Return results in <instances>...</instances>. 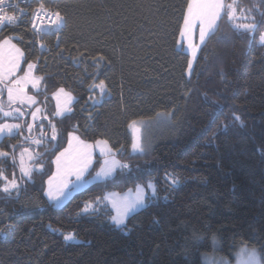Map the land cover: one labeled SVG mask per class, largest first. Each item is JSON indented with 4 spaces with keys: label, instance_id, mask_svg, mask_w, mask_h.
Returning <instances> with one entry per match:
<instances>
[{
    "label": "trees",
    "instance_id": "16d2710c",
    "mask_svg": "<svg viewBox=\"0 0 264 264\" xmlns=\"http://www.w3.org/2000/svg\"><path fill=\"white\" fill-rule=\"evenodd\" d=\"M188 1L47 0L45 7L65 18L59 31L35 33L23 23L1 31L0 40L18 37L13 42L24 65H36L42 80L32 92L42 111L26 133L30 140L5 136L0 150L17 157L29 147L41 153L33 163L43 171L21 181L18 198L0 192V229L6 233L0 264H202L203 253L233 260L241 245L256 248L264 264V0H235L233 20L230 0L224 1L189 77V54L177 46ZM237 23H254V35L237 30ZM98 56L104 57L99 68ZM100 80L107 86L102 100L90 87ZM59 88L75 98L62 117L54 115L52 99ZM4 97L3 90L2 103ZM158 112L173 114L176 131L149 152L132 153L128 124ZM13 120L24 127L27 118ZM49 121L58 146L32 144L41 125L50 139ZM70 132L84 141H107L129 168L74 192L56 208L44 195L46 179ZM100 164L97 156L88 176ZM0 168L19 180L11 155L0 158ZM166 173L180 184L170 187ZM148 181L156 184L158 198L126 220L128 235L109 222L112 211L80 215L85 202ZM70 232L83 243H65L62 233Z\"/></svg>",
    "mask_w": 264,
    "mask_h": 264
},
{
    "label": "snow or ice",
    "instance_id": "6c2138e0",
    "mask_svg": "<svg viewBox=\"0 0 264 264\" xmlns=\"http://www.w3.org/2000/svg\"><path fill=\"white\" fill-rule=\"evenodd\" d=\"M15 7V5H13ZM232 11H229V19L233 20L235 18V9L232 5H228ZM224 4L222 0H189L187 8L184 14V23L181 27V36L185 38L184 42H187V36L198 26L199 27V39L201 44L204 43L205 37L211 33L214 29L217 19L221 14ZM37 13H45L49 18L48 28L55 29L59 31L60 27L64 23V16L61 15L59 11L51 12L46 9L43 4L39 6L36 10ZM25 13L21 10L20 14L17 15L15 12H9L6 6V0H0V29L3 26H14L22 22V17ZM39 17L33 16L32 28L37 32L43 31V29L36 24V19ZM237 30H243L246 33L254 35L256 30V25L254 23L245 24H234ZM13 39H18V37L7 36L3 40H0V95H2L3 90L6 88L9 110L4 109L2 99H0V116L4 118L13 117L16 119H22L26 116V109L22 110L21 107L13 106L19 105H33L35 104V97L28 96L26 92L27 86L30 84L33 89H38V86L42 80L41 77H36L33 75V69L36 67L35 64L29 63L27 70L23 77L18 79H12L15 75L17 69L20 68V61L24 57L23 51L12 43ZM181 43V42H178ZM259 43L264 46V32L260 34ZM43 47V45H41ZM200 45L194 44L192 42H187V50L191 57L196 56V50ZM97 62L98 68L100 67V62L104 61L103 56H98L94 58ZM188 68L191 70L193 68V59L188 60ZM93 91L99 89L100 99L102 100L103 95L107 91V86L104 80H100L98 84H93L90 86ZM58 99L57 112L55 116H61L63 113L71 112L70 104L73 101V97L70 92H66L65 89L60 88L57 93L53 94ZM62 97V100H61ZM93 102L98 103L95 97H93ZM40 109L32 112L33 121L35 122L39 119L38 113ZM233 120L238 122L243 126V121L239 116L234 115ZM135 122H133L134 124ZM49 125L52 129V135L50 139L47 137L44 126L41 125V131L39 138L31 139V143L36 146H41L46 140L48 143L53 144V147L58 146L60 136L57 133L55 124L49 121ZM34 124H28V131L31 133L33 131ZM225 128L227 125L224 126ZM21 124H0V137L5 134L12 136L18 134L21 130ZM138 129L134 130L132 149L133 152L143 153L144 149L140 142L139 136L135 133ZM25 141L30 140V137H25ZM76 141L79 147L73 150V141ZM69 148L64 149L63 152L59 153L56 157L55 163L57 166V172L53 177H49L47 182L48 187L45 189V195L48 201L52 203L56 208H60L64 202L69 199L74 192H78L83 189L86 185L92 184L96 181H107L114 178V174L117 169L129 168L127 164H120L115 159L105 160L104 165L101 170L96 173L92 179H89L86 175L90 168L93 166V151L95 148H99L101 155L110 154L111 149L107 147V141H97L95 145L85 144L80 141L78 136H74L73 133H69ZM16 146L14 145L13 148ZM11 155L13 164H17V157L15 154H10L8 152L0 150V158H8ZM41 156L39 152H32L29 148H25L20 154L18 159V168L20 172V178L17 179L15 173H13L11 179L6 175L5 170L0 168V192L11 197L12 193H17L18 195L21 191L22 184L21 181H31L33 174L43 171V165L34 164L33 161ZM171 174H165V180L169 183L170 187L175 188L180 184L178 178H171ZM59 179H56V178ZM69 177H75V179L70 180ZM55 180V182H54ZM146 189L150 190V193H146ZM157 188L153 181H148L146 185H137L135 192L126 193L121 197L118 193H106L103 198L97 197L96 200L85 202L84 208L82 209L80 215L83 216H94L98 215L101 211H112L114 214L108 216L109 222L117 229L121 230L124 235H128L126 220L134 215L139 210L147 207L146 201L156 200ZM166 199V198H165ZM109 205L111 208L109 209ZM158 223V221H156ZM11 225H6V228H10ZM53 232L56 229H51ZM6 235L4 229H0V238ZM65 243H75L80 244V241L76 238L75 233H62ZM253 259H255V253L252 254ZM255 264H259L258 261Z\"/></svg>",
    "mask_w": 264,
    "mask_h": 264
},
{
    "label": "rangeland",
    "instance_id": "374dc122",
    "mask_svg": "<svg viewBox=\"0 0 264 264\" xmlns=\"http://www.w3.org/2000/svg\"><path fill=\"white\" fill-rule=\"evenodd\" d=\"M234 1L235 0H230V5H233ZM215 28H216V26L214 27V29ZM214 29L212 31H214ZM197 34H198V26L187 36V42H192L194 44L200 45V47H201L202 44L196 42ZM3 39H1V40H3ZM184 41H185V38L182 37L181 33H180L179 42H181V43H178V47L182 48L183 50H185L188 53L187 42H184ZM12 43H14L13 40H12ZM199 48H197L196 56L194 58L191 57L190 54L188 53L189 54V59L190 58L193 59V67H194V64H195V61H196V57L198 55ZM27 67H28V64L24 65V57H23L22 63L20 64V68L18 69L16 74L12 77V79H16V75H22V77H23L25 71L27 70ZM192 70H193V68L191 70H189L188 65H187L186 76L189 77L191 75V73H192ZM33 75L35 76L34 73H33ZM29 87H32V86H28V88L26 89L27 95L35 97V95L33 94L32 91H36L39 88L38 89H33V88H29ZM0 88H1V86H0ZM2 88H3V85H2ZM66 92H69V91H66ZM4 93H5V91H4ZM71 95H72V93H71ZM72 97L74 98L73 95H72ZM4 99H5V101L3 102V105L6 106V111H7V110H9V105H8V97H6V93H5ZM35 99H36V97H35ZM36 101H37V99H36ZM15 107H21L22 108V105L17 104L15 106H13V110H14ZM37 109H40L42 111L40 105L31 106V113L28 116H27V111H26V116L25 117L27 118V121H26L24 127H23L22 123L19 122V121L10 122V120H5V121L0 122V124H2V123L21 124L22 128H21V130L18 133L21 134V136L23 138H25V137H27L26 133L29 132L28 131V124H30V123L34 124L35 123L33 121L32 112H35ZM22 110H23V108H22ZM41 111L38 113L39 119L41 117ZM39 119L37 120V122L39 121ZM133 122H135V123L133 124ZM136 129H138V132H136L135 134L139 136L140 142H141V144L143 146V149H144L143 153H146V152H149L152 149V147L158 141L173 135L174 132L177 129V124H176L175 120L173 119V114L171 112H158L155 116H153L151 118H141V119L132 121L127 126V131H128V133L130 135V138H131L130 150H131L132 153H134L133 149H132V143H133L134 130H136ZM103 141H105V140H103ZM84 142L93 144L94 141H91V142L84 141ZM107 145H108V148L111 149V147L108 144V142H107ZM25 148H29V147H24L18 152L17 162H18V159H19V154ZM29 149L32 151L31 148H29ZM136 153H138V152H136ZM97 156H99L100 160H101L100 167L95 172V174L92 175V176H88V173H87L86 175L88 176V178L94 177L96 175V173L101 170L102 166L104 165L105 160H112V159L115 158L116 161H118L121 164V162L113 154V152H112L111 155H109V154L101 155L100 153L96 152L94 154V156H93V164H94ZM135 189H132L131 192L134 193ZM129 191L130 190L125 191V192H110V193H118L121 197H123L126 193H129ZM147 191H150V190L146 189V193H147ZM215 245H216V242H215ZM253 252L255 253V259H253L252 255H251ZM201 260H202V264H255L256 261H258L259 264H263L262 260L260 258V254H259L258 250L256 248L249 247L247 245H241V246L238 247V249H237V251H236V253L234 255L233 260H230V259H228L226 257H223V256H221V255H219V254H217L215 252L203 253L202 256H201Z\"/></svg>",
    "mask_w": 264,
    "mask_h": 264
},
{
    "label": "built area",
    "instance_id": "2783aa9c",
    "mask_svg": "<svg viewBox=\"0 0 264 264\" xmlns=\"http://www.w3.org/2000/svg\"><path fill=\"white\" fill-rule=\"evenodd\" d=\"M45 1H47V0H6V6H7L9 12H15L17 15H19L20 11L22 10L25 13V15L22 17V22L19 24L23 23V24L27 25L31 31H33L35 33H41L43 31L54 30V29L48 28L49 18L45 15V13H43V12L37 13L36 12V10L39 8V6L41 4H43L45 7ZM13 5H15V7H13ZM51 12H53V11H51ZM34 15L39 17L38 19H36L35 22L38 26H40L43 29V31L37 32L35 29L32 28ZM19 24H17V25H19ZM15 26L16 25H14V26H8V25L3 26V28L0 29V34L4 28H12Z\"/></svg>",
    "mask_w": 264,
    "mask_h": 264
},
{
    "label": "crops",
    "instance_id": "0c3cea01",
    "mask_svg": "<svg viewBox=\"0 0 264 264\" xmlns=\"http://www.w3.org/2000/svg\"><path fill=\"white\" fill-rule=\"evenodd\" d=\"M189 2V1H188ZM222 3L224 4V0H222ZM188 5V4H187ZM187 8V7H186ZM222 12H223V9H222V11H221V14H222ZM221 14H220V16H221ZM219 16V17H220ZM219 17H218V19H217V22H216V25L215 26H217V23H218V20H219ZM183 23H184V19H183ZM183 23H182V26H183ZM181 26V27H182ZM213 32V31H212ZM180 33H181V29H180ZM180 33H179V37H178V41H177V46H178V42H179V38H180ZM206 38L207 37H205V40H206ZM196 42L197 43H201L200 42V39H199V27H198V34H197V39H196ZM17 46V45H16ZM18 47V46H17ZM19 48V47H18ZM179 48V47H178ZM180 49H182V48H180ZM22 60H23V58L21 59V61H20V64L22 63ZM17 71H18V69H17ZM16 71V72H17ZM33 73H34V71H33ZM16 74V73H15ZM36 76V75H35ZM20 77H22V75H16V79H18V78H20ZM0 86H2V85H0ZM28 86H31L30 84L28 85ZM28 86H27V88H28ZM39 86H40V84H39ZM39 86H38V88H39ZM26 88V89H27ZM29 88H32V87H29ZM58 90V89H57ZM57 90L54 92V93H57ZM4 91H5V93H6V97H7V90H6V88L4 89ZM53 93V94H54ZM52 94V99L54 100V103L56 104H54V106H55V113L57 112V105H58V99H57V97L56 96H54ZM57 100V101H56ZM61 100H62V97H61ZM74 100H75V98L73 99V101L71 102V104H70V107L72 106V104H73V102H74ZM35 101H36V99H35ZM37 106V105H39L38 104V101H36L35 102V104H33V105H31V106ZM31 106H29V105H27V104H25V105H22V108H23V110H27V115H30V113H31ZM4 109L6 110V106H4ZM66 114H68V112H65V113H63L61 116H56V117H62V116H64V115H66ZM39 116V115H38ZM2 117V116H1ZM2 118H4V117H2ZM6 120H10V122H15L16 120H13V119H16V118H13V117H8V118H5ZM38 120V119H37ZM37 120L35 121V123L37 122ZM34 123V124H35ZM29 133V132H28ZM19 134V133H18ZM74 134V136H78L77 134H75V133H73ZM5 136H9V135H7V134H5L3 137H5ZM3 137H0V141H1V139L3 138ZM79 137V136H78ZM80 138V137H79ZM68 139H69V136H68ZM68 139H67V144H66V146L61 150V151H59L57 154H56V156L54 157V159H53V172H52V174L49 176V177H53L54 176V174L57 172V166H56V163H55V160H56V157H57V155L59 154V153H61V152H63L64 151V149H66V148H69V143H68ZM80 141H83L81 138H80ZM97 141H103V140H96V141H94L93 142V144H91V143H86V142H84L85 144H90V145H95V143L97 142ZM77 147H79V145L77 144V142L74 140L73 141V146H72V148H73V150H75ZM107 147H108V145H107ZM110 149V148H109ZM100 153V150H99V148H95L94 149V151H93V156H94V154L95 153ZM112 152H113V154L116 156V153L113 151V150H111V152H110V154L109 155H111L112 154ZM115 159V158H114ZM116 160V159H115ZM49 177L46 179V185H45V189L48 187V184H47V182H48V180H49ZM56 179H59L58 177L56 178ZM69 179L70 180H73V179H75V177H69ZM89 179H92V178H89ZM54 182H55V180H54ZM89 185V184H88ZM87 186V185H86ZM85 186V187H86ZM84 187V188H85ZM82 190V189H81ZM44 195H45V191H44ZM46 196V195H45ZM46 198H47V196H46ZM48 199V198H47ZM68 200V199H67ZM66 200V201H67ZM65 201V202H66ZM64 202V203H65Z\"/></svg>",
    "mask_w": 264,
    "mask_h": 264
}]
</instances>
